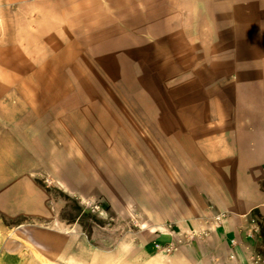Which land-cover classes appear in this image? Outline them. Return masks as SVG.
Returning a JSON list of instances; mask_svg holds the SVG:
<instances>
[{
	"label": "crops",
	"instance_id": "1",
	"mask_svg": "<svg viewBox=\"0 0 264 264\" xmlns=\"http://www.w3.org/2000/svg\"><path fill=\"white\" fill-rule=\"evenodd\" d=\"M179 4L183 43L163 61L173 74L160 98L130 95L144 100L132 115L161 116L162 139L160 151L147 141L144 194L131 202L144 214L119 264H264V0ZM26 82L0 94V211L43 217L47 196L35 178L57 170L59 97L50 91L41 103L35 88L14 92ZM252 219L260 233L249 237ZM23 257L4 251L0 260Z\"/></svg>",
	"mask_w": 264,
	"mask_h": 264
},
{
	"label": "rangeland",
	"instance_id": "2",
	"mask_svg": "<svg viewBox=\"0 0 264 264\" xmlns=\"http://www.w3.org/2000/svg\"><path fill=\"white\" fill-rule=\"evenodd\" d=\"M179 7V0H0V94L21 77L31 83L14 92L35 88L41 103L50 91L59 97L57 170L35 178L46 214L0 211V257L119 264L127 256L140 230L134 219L144 214L131 202L144 194L147 141L160 151L162 139L161 116L132 115L144 100L130 95L160 98L163 76L173 74L163 61L177 58L183 38Z\"/></svg>",
	"mask_w": 264,
	"mask_h": 264
},
{
	"label": "built area",
	"instance_id": "3",
	"mask_svg": "<svg viewBox=\"0 0 264 264\" xmlns=\"http://www.w3.org/2000/svg\"><path fill=\"white\" fill-rule=\"evenodd\" d=\"M219 219H220V217L217 216L216 220L219 221ZM251 224H252V229L249 231L248 235H249V237H254L255 235H258L260 233V228H259V225L255 219L251 220ZM156 248H158L157 245H156ZM165 252L168 253V252H170V250L165 249Z\"/></svg>",
	"mask_w": 264,
	"mask_h": 264
}]
</instances>
